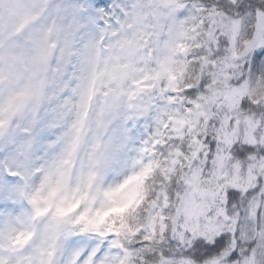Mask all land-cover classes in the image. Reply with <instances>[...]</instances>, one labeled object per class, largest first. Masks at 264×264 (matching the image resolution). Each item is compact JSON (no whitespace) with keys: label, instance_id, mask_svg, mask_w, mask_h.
I'll return each instance as SVG.
<instances>
[{"label":"snow or ice","instance_id":"obj_1","mask_svg":"<svg viewBox=\"0 0 264 264\" xmlns=\"http://www.w3.org/2000/svg\"><path fill=\"white\" fill-rule=\"evenodd\" d=\"M0 264H264V0H0Z\"/></svg>","mask_w":264,"mask_h":264}]
</instances>
